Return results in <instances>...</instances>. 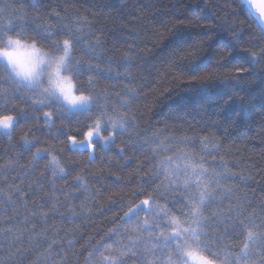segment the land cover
<instances>
[{
    "label": "trees",
    "instance_id": "16d2710c",
    "mask_svg": "<svg viewBox=\"0 0 264 264\" xmlns=\"http://www.w3.org/2000/svg\"><path fill=\"white\" fill-rule=\"evenodd\" d=\"M7 35L68 43L94 101L0 61V264H264V28L244 0H0Z\"/></svg>",
    "mask_w": 264,
    "mask_h": 264
},
{
    "label": "clouds",
    "instance_id": "9594fccd",
    "mask_svg": "<svg viewBox=\"0 0 264 264\" xmlns=\"http://www.w3.org/2000/svg\"><path fill=\"white\" fill-rule=\"evenodd\" d=\"M70 56L71 47L66 42H61L55 52L19 35H7L0 42V59L7 63L14 76L29 83L36 82L50 94L59 95L70 107L90 105L93 95L80 89L73 73L67 69ZM9 121L10 117L0 116V126L7 128ZM20 140L30 142L27 131L21 134ZM49 163L63 171V164L54 152H49Z\"/></svg>",
    "mask_w": 264,
    "mask_h": 264
},
{
    "label": "rangeland",
    "instance_id": "374dc122",
    "mask_svg": "<svg viewBox=\"0 0 264 264\" xmlns=\"http://www.w3.org/2000/svg\"><path fill=\"white\" fill-rule=\"evenodd\" d=\"M1 62H3L9 72L11 73V75L19 82L25 84L26 86L30 87V88H33V89H37L41 94L43 95H46L48 97H51V98H54V99H57L59 100L64 106H66L68 109L70 110H82V109H87L89 107V105L87 106H84V105H76V106H72L70 107L67 103H65L59 95H56V94H50L45 87H42L40 85H38L36 82H32V83H29L27 82L26 80H23V79H19L17 78L16 76L13 75V73L10 71L7 63L5 61H3L2 59H0ZM14 122V118L13 117H10V121H9V126L7 128H4L2 126H0V133H3V134H8L9 131H10V128H11V125L12 123ZM101 136V123L100 122H95L92 127L89 129V131L86 133L85 137L83 140L81 141H78V140H75V139H70L69 140V146L71 148H78V149H88L92 152V141L96 138H100ZM109 140V137L107 139H105V141H108ZM101 254V252H100ZM122 254V252H121ZM187 261L190 263V264H213V263H210V262H206V261H200L199 259H197L196 255H194V258L192 256H189L187 257ZM95 262H97V258H95L93 261L92 259L90 260L89 264H95ZM102 260L99 259V263L98 264H101ZM106 264H113L112 262H107ZM182 264H187L186 262H182Z\"/></svg>",
    "mask_w": 264,
    "mask_h": 264
},
{
    "label": "water",
    "instance_id": "95a60500",
    "mask_svg": "<svg viewBox=\"0 0 264 264\" xmlns=\"http://www.w3.org/2000/svg\"><path fill=\"white\" fill-rule=\"evenodd\" d=\"M264 28V0H244Z\"/></svg>",
    "mask_w": 264,
    "mask_h": 264
},
{
    "label": "bare ground",
    "instance_id": "6f19581e",
    "mask_svg": "<svg viewBox=\"0 0 264 264\" xmlns=\"http://www.w3.org/2000/svg\"><path fill=\"white\" fill-rule=\"evenodd\" d=\"M72 149V148H71Z\"/></svg>",
    "mask_w": 264,
    "mask_h": 264
}]
</instances>
